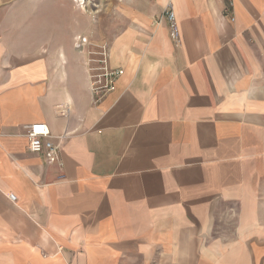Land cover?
I'll return each instance as SVG.
<instances>
[{
    "label": "crops",
    "instance_id": "crops-1",
    "mask_svg": "<svg viewBox=\"0 0 264 264\" xmlns=\"http://www.w3.org/2000/svg\"><path fill=\"white\" fill-rule=\"evenodd\" d=\"M104 8L0 0V264H264V0ZM78 35L124 71L98 101Z\"/></svg>",
    "mask_w": 264,
    "mask_h": 264
},
{
    "label": "built area",
    "instance_id": "built-area-1",
    "mask_svg": "<svg viewBox=\"0 0 264 264\" xmlns=\"http://www.w3.org/2000/svg\"><path fill=\"white\" fill-rule=\"evenodd\" d=\"M166 17L170 24L171 37L178 39V29L172 5L168 6ZM234 19L232 18V21ZM78 51H86L88 56V76L93 94L100 100L106 94L115 91L117 80L124 75L122 69L110 65V47L107 43L95 45L87 37L78 36L75 40ZM29 149L33 153H44L50 162H55L59 147L51 141L50 130L46 124H35L28 128ZM16 200L15 196H11Z\"/></svg>",
    "mask_w": 264,
    "mask_h": 264
},
{
    "label": "rangeland",
    "instance_id": "rangeland-1",
    "mask_svg": "<svg viewBox=\"0 0 264 264\" xmlns=\"http://www.w3.org/2000/svg\"><path fill=\"white\" fill-rule=\"evenodd\" d=\"M47 1L48 0H46V2ZM72 1H74V6L77 9V11H76L77 17L80 19H84V16L90 17V14L95 16L98 12H102V11L104 12V10H105L104 3L107 0H86L84 5L81 3V1L80 2L79 1L77 2L76 0H72ZM101 14L102 13H99L98 16H100ZM78 36H80V35H78Z\"/></svg>",
    "mask_w": 264,
    "mask_h": 264
},
{
    "label": "bare ground",
    "instance_id": "bare-ground-1",
    "mask_svg": "<svg viewBox=\"0 0 264 264\" xmlns=\"http://www.w3.org/2000/svg\"><path fill=\"white\" fill-rule=\"evenodd\" d=\"M77 2L79 1H81V3L84 5V3L86 2V0H76ZM84 7V6H83Z\"/></svg>",
    "mask_w": 264,
    "mask_h": 264
}]
</instances>
